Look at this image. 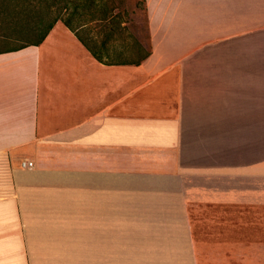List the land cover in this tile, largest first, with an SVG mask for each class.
<instances>
[{"label":"crops","instance_id":"0c3cea01","mask_svg":"<svg viewBox=\"0 0 264 264\" xmlns=\"http://www.w3.org/2000/svg\"><path fill=\"white\" fill-rule=\"evenodd\" d=\"M143 5L137 66L61 22L0 52V264H200L198 205L253 208L264 248V0Z\"/></svg>","mask_w":264,"mask_h":264},{"label":"rangeland","instance_id":"374dc122","mask_svg":"<svg viewBox=\"0 0 264 264\" xmlns=\"http://www.w3.org/2000/svg\"><path fill=\"white\" fill-rule=\"evenodd\" d=\"M64 1L68 2V6L62 9ZM72 2L78 4L81 0H57L55 4L53 1L50 2L49 5L54 8L46 10L48 15L44 20V26L58 14L65 18L70 13ZM113 2L116 7L114 12L119 13L118 19L122 20L125 30L116 31L111 45L117 47V44L122 46L123 44H120L122 42L128 44L137 42L149 50L143 0ZM17 11L13 19L0 16V51L14 49L36 40L35 34L21 26L24 24L22 20L25 19L24 15L19 13L23 11L20 6ZM111 27L109 26V30ZM241 27L245 30L246 25ZM260 27V30L264 31V24ZM99 28L98 23H91L82 35L98 41L101 39L98 34ZM255 217L253 208L210 205L193 207L191 219L200 264H264V248L259 249L254 231V226L257 225ZM261 238H264V232H261Z\"/></svg>","mask_w":264,"mask_h":264},{"label":"trees","instance_id":"16d2710c","mask_svg":"<svg viewBox=\"0 0 264 264\" xmlns=\"http://www.w3.org/2000/svg\"><path fill=\"white\" fill-rule=\"evenodd\" d=\"M52 1L55 4L57 0H0V16L3 15L6 19H10V17L13 19L18 12V6H20L23 11L19 13L23 14L25 19L22 20L24 24L21 26L36 36V40L33 42L0 52L16 51L30 45H39L55 23L61 21L91 53L93 58L104 65L137 66L149 56V50L137 42L133 44L122 42L120 44L123 45L117 44V47L111 45L116 31L124 29L122 20L118 19L120 17L119 13L114 12L116 7L113 0H81V3L78 4L72 2L70 13L65 18L60 17L58 14L44 26V20L48 15L46 10L54 8V6L49 5ZM66 5L68 6V2L64 1L62 9ZM94 22L98 23L100 27L98 34H100L101 39L98 41L82 35L87 26ZM109 26H112L111 30H109ZM115 39L117 40V38Z\"/></svg>","mask_w":264,"mask_h":264},{"label":"built area","instance_id":"2783aa9c","mask_svg":"<svg viewBox=\"0 0 264 264\" xmlns=\"http://www.w3.org/2000/svg\"><path fill=\"white\" fill-rule=\"evenodd\" d=\"M21 167H26V168H32V163L31 162H22Z\"/></svg>","mask_w":264,"mask_h":264}]
</instances>
